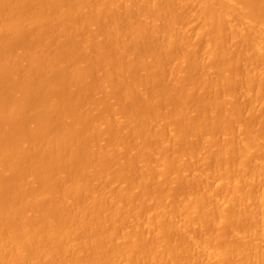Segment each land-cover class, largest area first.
Segmentation results:
<instances>
[{"label":"bare ground","instance_id":"obj_1","mask_svg":"<svg viewBox=\"0 0 264 264\" xmlns=\"http://www.w3.org/2000/svg\"><path fill=\"white\" fill-rule=\"evenodd\" d=\"M34 1L35 0H0V39L11 38V36L16 35V34L18 35V32H21L23 30H28V31L31 30L32 34L34 32L32 29L40 31L39 32L40 34H38L37 32L36 33L34 32L35 35L37 34L40 37V35L43 34L41 36H45V37H44V40H43V37H40L39 39H42V41H39L38 43L40 44L37 43L38 45H36L35 47H38V49L41 52L44 51V53H46L45 56L49 54L51 55V58L48 56L49 57L48 61L51 60L50 63L53 64L52 70L56 72L57 70H69L71 68H74V66H76L75 65L76 63H74L75 61L72 58L73 52H71V49H69V47L64 48V49L62 48L63 50H61L60 47L61 46L64 47L66 44H67L66 47L70 45V48H73L72 46H76V47L78 46L77 48L79 49L74 47L76 49V52H80L79 50L81 49L83 53L82 52L80 53H82L83 55L84 54L87 55V53L91 54L92 45L94 46L95 44V40H94L95 37L92 35L94 37L93 39L92 37L90 38L89 35H86L87 33L84 32V30L86 31L87 29L86 26H90L91 24H94L96 22L98 23L99 20H97L96 17H102V19L106 21L108 17L109 19L111 18L112 13L113 15H115L114 13H116L115 20L112 21L109 25L107 24L108 29L105 30L106 31L105 34L107 32L109 33L106 34L108 36L105 35L106 37L104 36V38H106V41H107L108 37H110L112 34L119 35V41L114 44L116 45V47L113 46L112 48L113 51H116L115 52L116 54L114 52L112 53V55L114 54L112 58L115 59V55H116V58L118 59V57H120L123 53L127 57L126 58L127 62L129 63V61H131V63L127 65L124 64V67L123 65H120V64H119L120 67H117V65L112 64L113 65V66L111 65L112 70L115 72L114 75H116V78L119 81V83L117 84L119 85L123 84L125 83L126 80L127 81L130 80L131 82V85L128 88H125L121 92L122 93L121 95H123L126 98L130 96L131 94L133 96V92L134 93L136 92L139 95L141 94L143 98V102H145V104L147 105L152 103L154 99L156 98V96L158 95L160 97H166V98H168L171 95L172 90H173V85L176 84L181 78L183 77H184L183 79L186 78L185 77L186 74L183 77L180 76L183 74L181 73L182 72L181 67L184 64L188 63L187 66H189V68L191 65L193 67L191 68L194 69V71L197 70L195 69L194 65L197 68L196 63L198 62L199 59H196L197 58L196 56H195L196 58L193 56L195 59L194 58L192 59L191 55H188L189 54L188 51L190 50L189 49L190 45H189L188 40L192 38V37L190 38L191 36L190 32L191 33L193 32L194 35L192 34V36L196 40L197 39L199 40L201 37L203 38L205 37V38H208L207 39L208 41L210 39H213L214 41L210 40V41H213V43H216L215 41L218 38H219L218 39L219 42L222 41V39L220 40L221 37L225 39L226 36H228L229 38L230 34L232 36H239V37L240 36L255 37V35L257 36L258 34L260 35V37L259 36L257 37L259 38L264 37V0H42V1L36 0L37 2L41 1V3H38V5H35ZM188 9L189 11H187ZM128 14H130L131 16L127 17ZM93 18H94V21H93ZM188 18H191V20L194 19L193 21H195V24L199 23V26L197 25L195 26L194 24V28L196 27L195 30H193L192 27H188V25H185L186 24L185 21ZM88 21H91L94 23H90ZM237 22L238 24H240V26H238ZM123 25H125V27ZM188 28H191L193 31L191 29L189 30ZM55 29L60 30V31H62L63 29L65 30L62 31L61 34L58 33L59 35H61L59 36L56 34L57 30ZM66 29L67 31H69L68 33H66L67 32ZM63 32H64V36L62 35ZM71 32L75 34L79 33V36L82 39L84 38L85 40H86L85 36H87L88 39L86 41L84 39L81 40L79 36L76 37ZM23 33L24 32H22V34ZM30 34L27 36H30ZM53 34H56V35H53ZM66 34L72 35L70 36V38L71 37L73 38L67 39ZM74 37H76V39ZM77 38H80V41H83L81 42V45L78 44L80 43V41L79 42L77 41L78 43L76 42ZM111 38L109 40H111ZM73 39H75V42L78 45L74 44ZM228 40H225V41H228ZM249 40H252V39H248V42ZM66 41L69 43V45ZM70 41L74 45H71ZM186 41H188V45ZM225 41H223V43H225ZM231 41L232 40L230 39L229 43ZM246 43L247 41L245 42V44ZM216 44L214 45L216 47H213L212 46L213 44L212 45L208 43L207 45L204 44L206 45V50H207L206 57L208 58V59L206 58L205 59L206 61L210 59L211 61H217V62L221 60V64H222L223 62H225L224 61L225 58H228L229 60V55L232 54L231 51L229 50H231L232 48L231 49L227 48L225 45H222V43L219 47H217L218 45ZM249 44H250L249 46H248V43L246 44L247 45L246 48L244 47V45L243 46L240 45L241 48L239 47L240 49H238L237 53L235 54L237 57H240L238 60H240L241 57L245 59L244 56L246 57L249 54L251 55L254 54V56L256 57L257 56L260 57L264 55V40L263 39L258 42H251ZM34 45H33V48H35ZM129 46H132V47H130L129 49L128 48ZM136 46H139V48L141 46L142 48H145L144 50H147V51L152 52V50H154L156 52L159 51L160 53L165 52L169 49H174V48H180L182 51L184 49L186 50L189 49L188 51H186L188 58L185 57L186 53H184L185 54L184 57L186 58L184 59L183 53L181 52L182 56L178 57V60L180 58V61L176 59L178 63H174L175 62L174 61L171 64L166 58L164 59L161 57L160 58L157 57L155 53L157 58L156 57L153 58L151 57V55L149 56L151 61L149 65L150 67L148 68L147 64L149 63L148 62L145 63L146 61H148L147 60L148 58L146 57L147 55H145V57H143L142 60L141 59L140 60L142 63L146 64V65L145 64L143 65H145L147 69L144 68L145 70L143 72V69L140 68L139 71L143 72V73L141 72L143 76L140 75L139 77V74H140V73L138 74L139 71L136 68L135 70L132 69L133 68L132 65L135 64L132 61L135 59V58L132 59L134 56L132 52L137 49ZM187 46H188V49H187ZM133 47L135 48L134 50H133ZM38 49L35 48L33 51H36ZM57 49H59L61 52L57 53L58 52ZM236 49L237 48H235V50ZM48 50H50L51 52L49 53ZM128 50L129 52L130 50L132 51L130 52L129 55H128L129 53ZM125 51L126 53L127 52L128 53L127 54L124 53ZM202 52L204 55L205 52L204 51ZM38 53L39 51L37 53L32 52V54L30 53L31 55L29 54V52H28L29 55L27 54V52L26 54L25 53L24 54L30 57L33 56L32 58H34L35 55H37L36 56L37 58L38 56H40L39 58L40 60L41 55H43L44 53L43 52H42L43 54L42 53L38 54ZM45 56L44 57L42 56V57L46 59ZM162 56H163V53H162ZM138 57L140 58V56ZM189 57H191V59ZM26 59L30 60L31 58L29 59L26 57ZM243 59H241V63L244 62L242 61ZM230 60L232 59L230 58ZM42 62L44 63L45 61H43L42 59ZM17 63H14L13 65L15 64L17 65ZM33 63H34V60H33ZM29 64L28 66H30ZM259 64L260 63H258L257 68L258 66L263 67ZM39 65L41 69L45 68L44 72H46L45 66L47 65L43 66L41 65V62L39 63ZM84 65L85 63L79 66L85 67ZM187 66H185L186 68L185 67L184 68L187 69V71H190L191 68L189 69L187 68ZM244 66L247 67L246 64ZM255 67L256 65L254 64L252 65V68L250 66L252 71L251 69H249L250 71L248 70V73L246 69H248L249 66L248 68H245V70L242 69L246 71L247 73V74L244 73L245 75H243L242 77H244V79H246L247 81L252 80L254 77L256 78L258 77L260 80L264 81V68L260 69L263 71H260L259 69H255ZM200 68H201V64H200ZM21 69L23 68L21 67ZM24 69L26 70V68ZM41 69L40 70L38 69V70L41 71ZM75 69H73V71ZM79 69H82V68L80 67ZM179 69L181 72L179 71ZM52 70H49V71H52ZM132 71L134 72L136 71L138 75L135 73L136 77L133 76L134 72ZM165 71L169 73V77H168L169 79L167 78L168 80L166 81V78L164 76L166 82L162 84L163 86H158L159 78L161 79V77H163L164 74L166 75ZM131 72L133 75H130ZM174 73L175 75L177 73L176 77L178 78L180 77V79H177L176 77L174 78L173 77ZM226 74L227 73L225 74L222 73V75H219L220 77L219 76H216V77L222 82H224V80L228 78ZM102 75L101 77H103ZM190 75H191V72H190ZM137 76L139 77V79ZM238 76H236L237 79H238ZM49 77L51 76L49 75ZM189 77L190 76L187 75V78ZM205 79L207 78H204V80ZM230 79L231 77H229V80ZM42 80H40V82ZM127 81H126V84H127ZM206 81L209 82L211 80H206ZM254 81H256L255 78L253 79V81L251 82L248 81L247 84L245 83V86H242V87L245 88L246 86H248L249 88L250 85L248 84ZM258 81L259 80H257V82ZM5 83L3 82L1 83V85ZM105 83L106 82H104V84H100V85L98 84L99 85L98 87L101 90L100 97L103 96L107 100L106 96L108 95V93L105 91L107 89L108 84H105ZM63 84L62 86H64ZM241 85H243V83H241ZM58 86H61V85H58ZM202 86L205 88L206 85L204 86V84L202 83ZM255 86L256 85L254 84L253 86L254 90L256 89ZM257 86L258 88H260L259 86L261 85H259L258 83ZM38 87L39 86H36L35 89ZM197 87L195 86V89L191 87L190 89L188 87L189 88L188 91L187 89L185 90V95L187 91L188 94L197 95V97H199L200 95L198 96V94H201V89L199 87H198L199 89H197ZM253 87L251 85L250 89L252 90ZM56 88L58 87L56 86ZM56 88L54 87V90ZM116 88L117 87H115V89ZM206 88L204 90H206ZM248 88H246V90L243 89V92H240L241 94L239 93L240 97L244 96L248 92L250 93L253 92L252 94L257 93L256 95H260V93H262V96H264V93L262 91L263 89L259 91L257 88L255 92L254 90L251 91ZM52 89H53V84H52ZM76 90H77V87H76ZM56 91H59V90L57 89ZM75 91L74 93L70 92L68 94L67 92H65V94L61 93L59 95L58 94L50 95V93L48 92L50 96H46V97H44L45 93L43 92L44 94L42 93L43 96H40L39 98L40 100L36 98L38 101H34L35 99L32 100V98L28 100L26 99L22 100L20 96L19 98L20 102L18 101L20 104L15 103L14 99L13 101L11 99L12 102L11 101L4 102L3 100H0L2 103V104L0 103V123L5 124V126L2 125L4 128V127H7L10 120H12L13 118L14 119L17 118L18 116L25 117L27 115H30V116L37 117L38 115L41 116L43 112H46L48 110L49 111H51L52 109L62 110V109H65L66 107L68 108L69 105H73V103L79 101V99L81 100V98H83L84 96L85 97L92 96L94 98L93 94L95 92H93L92 95L90 94L91 92L89 94L86 93L84 95L83 93H81L84 90H81L80 93L78 91L77 92ZM206 91H208V89ZM244 91L246 92L244 93ZM103 92L107 93V95L104 96ZM247 95H249V93ZM256 95L254 94V97L252 98H255ZM262 96H258V97L256 96L257 99L255 98L256 99L255 102L257 100L259 101V99L261 100L260 103L262 105L257 101L261 105V106L257 105L259 107L258 108L259 111H264L262 110V107L264 109V99H263L264 97ZM41 97L43 98L41 99ZM247 97H243V98H247ZM204 98H205V95L203 96V99ZM222 98H225V95ZM205 99H207V96ZM226 99L227 98H225V100ZM86 100L89 101L90 99L86 98ZM82 101L84 102V100ZM88 101L86 102L88 103ZM104 101L105 100H103V104L108 103L107 101L104 103ZM207 101L211 103V100L207 99ZM252 101H250V103H252ZM198 102H199V105L201 103L204 104L202 99L201 100L199 99ZM216 102L217 101L214 100L212 104ZM85 103L84 105H86ZM207 105H209V108H210L211 104L207 103ZM207 105L206 106L200 105L195 108H192V110H190V108H187V109L173 108V110L170 109L169 111L166 109L167 111L166 112L163 111L162 112L163 114H160L161 111L160 113L158 111L156 112L150 107L145 110L140 105L139 107L143 111L141 109L140 111L139 108H137L138 111L136 110L137 112L136 113L134 112L132 117L127 119L125 122L124 121L116 122L113 119H111L112 117H110L109 116L110 114H109L108 115L109 118H107L106 116L105 120H103L100 124L95 122L96 119L94 120L93 118L92 119L90 118L91 120L90 121L87 118V120L83 119V122H84V123L82 122L83 125H79V123L77 122L79 126L77 125L76 127L74 125L75 129L73 128L72 126L73 124L71 123L72 124L71 126L73 129L71 127H69L70 129L68 128L65 129L64 127L63 129L65 130L61 129L60 131H58V128H55L58 126V123L61 122L60 120H58V123L56 124L57 126L55 125L54 127V129H56L58 132L52 133V134H49L51 132H48V134L46 132H45L46 134L42 132L41 133L36 132L37 131L36 126H38L37 125L38 123L35 125V127L32 125V128L30 127L31 125L29 123L30 126L27 125V128L29 131L32 130L31 131L32 133L28 131V135L21 136V138H18V139L13 138V139H8V140L7 139L0 140V264H264V159L262 158L263 159L262 161H258V160L256 161V159H260L257 156L264 157V154H262L264 153V117L261 118L262 121L260 120V118H259L260 120L259 122L257 120L259 124L257 125L258 129L256 128V126L255 127L254 125L252 126L256 129V131L255 129H252V127H247V126L244 127V125H242V128H241V125H240L239 128L241 129H243V127L244 128L247 127L246 133L244 131V135H247L250 137L246 138L245 136L244 137L245 139H244L243 138L244 135H243L242 136L243 139H242L241 136L239 137L240 134L237 135L238 136L237 138H240V141L239 139H237V141L234 140L236 144L238 141L239 143L237 144V147L235 146L236 144H232V146H234L235 149L231 148V150H233L231 151V153L233 155L237 153V156H239L240 159L239 160L236 159L238 160V162L233 163L231 160H235V156L232 159L233 155L231 156L230 151H228L229 149L228 146L221 147L219 145L221 148L219 146L215 147L216 145H218L217 141H216L215 146L212 144L208 145V142L214 143L215 139H217L216 137H221V136H218L219 134L217 132L216 133L218 135H215L216 133H214V128L216 124H218L216 123L219 117V116L217 117V115H219L220 112L218 111L219 114L214 115V113L217 112V110H215L216 107L214 108L213 110L214 112H213L211 111L213 109L212 107L213 105L211 106V109H207ZM250 106H252V104ZM102 107L104 108V106ZM69 108H71V106H69ZM82 110L83 109H81L80 111ZM62 111L64 112V110ZM89 111L90 110L86 109L82 112L85 114H88L90 113ZM206 111L207 112L210 111L209 114H206ZM58 113L60 114V112ZM72 113L74 114V112ZM81 113H79V115ZM55 115L53 114L54 117ZM66 115H69V113H66ZM112 115H115V114L112 113L111 116ZM158 115L159 116L162 115V117L159 120L157 118L159 117ZM200 115L203 116L202 117L203 121L202 123L195 125L197 123L195 122L196 120L195 118H198V116ZM85 117L86 116L84 115L83 118ZM184 117L185 118L187 117V120H183ZM219 118L221 119L218 120L219 122V124L217 125L218 127L221 124L220 121L222 122V119H223L222 117H219ZM56 120L57 119H55V121ZM75 120L74 119L72 120L74 121V124H75ZM165 120H171L169 121L170 124L173 122L175 123L174 125H172L174 128L170 129V133H171L170 136L172 135V137L168 136L169 134L165 135L166 137L168 136V139L169 137L172 138L173 142L170 140L171 143L169 142L170 143L169 145H171L172 143L178 144V141L180 145L181 144L183 145L186 143L187 139L189 140L190 138L195 137L196 132H198L199 134L201 131L203 132L202 129H205L204 130L205 132L206 129L210 128L208 130L209 131L213 130V131L211 132L207 131V133L208 134L212 133V134H209L211 136L213 134L215 135L214 137H212L213 140L211 139V136L209 137V135H208L209 138L207 136H203L205 135V133H202V132H201L202 135L200 134L201 137L200 135L199 136L196 135L199 139H201V141H204L206 139L204 141L205 143L204 142L203 143L204 144L207 143L206 145H208V148L206 146V148L201 149V151L203 150V152H201L200 154H199L200 152L199 149L202 147H205V145L203 144H202L203 146H201V143H200L201 147L199 146V148H196L198 149L197 151H199L197 154L194 153L196 155L194 154L192 155V153L194 152V149L193 151L187 150L186 153H185L186 150L184 151L182 150V148H181L182 152L178 150L179 152H181V154L183 152L185 153V158L187 157L188 152H190L191 154V155L189 154L190 158L189 157H188L189 159L186 158L187 159V160L185 159L186 161H189V160L193 161L191 156L196 157L199 155L201 156L199 157L201 161L198 160L200 161L199 163L204 161L205 164L207 165L208 169L204 168L205 171L207 170L206 173L205 171L202 170V167L204 166L203 163L200 164V167L203 165L201 168L198 166L202 171H200L199 169V171L196 172L198 169H196L197 167L195 168L194 166L196 173L192 172L191 175H187V177L189 176L191 177L188 179L191 180L193 178L192 180L194 182V179L195 181L196 179L201 181L202 180L201 177H203L204 178L203 181L205 182L206 180H208L207 177L209 173L212 174L213 176H215L214 173H217L219 175L218 171H222L221 170L223 168L222 166H224L223 168L224 171L222 173V175L224 176L226 175V173L228 174L230 173L229 171L227 172V170H229V167H230V170L232 167L234 168V165H235V169L238 170L239 174L236 172V170H234L238 175L236 176L226 175L229 177H226L223 179L224 176L222 177L221 172H220L219 176H221L222 178L217 176L218 178H220L219 180L217 179L218 180L217 182H215L216 176L214 177L215 181L212 179L211 180L209 179V181H211L212 184L213 182H215L214 185H211L213 187L210 186L211 183L209 184L206 182L207 184L205 183L204 185V182H203V184L201 185L203 186L202 194L199 193L198 191L194 193L196 195H193L191 193L193 191H191L190 193L192 195L190 196V194L187 193L186 198L181 199L183 201L181 202V204H178L180 203V201L177 202L179 207L177 206V204L172 203V205L175 204L177 208L175 206H171L170 204V206L168 207H170V209L174 208V209H171L172 211L169 210L168 207H164L165 209H162L161 204H164V203L166 204L170 200V199L167 200L169 196L166 197L167 195H169L168 194L169 192H167L168 189H170L171 191V188L173 187L172 184L177 185L176 183L179 184V182H181L180 181L182 179V174H180L181 172L176 173L175 171L179 168L178 165L184 159V158H181V156H176L171 153L169 155L168 154L166 155L162 151L161 147L155 146L157 150L156 152L158 153L157 154L155 150L153 149L154 147L150 146L147 143V140L152 139V137L149 139L148 137L150 136L148 135H155L157 133L159 137H162V138L165 137L162 134H161L162 136L160 135L161 133L160 128L162 126L164 128V125L161 126V124L164 123ZM85 122H88V123H85ZM60 125L61 126H58V127L63 126L61 123ZM165 125H168V124L166 123ZM249 128L254 130L253 131L255 132L254 135L249 130ZM4 129H7V128H4ZM105 130H109V131L111 130L110 131L111 136H109L111 137L110 139L111 145L104 148V146L102 147L101 140L106 135ZM125 131L133 132V134L134 133L136 134V135L134 134L135 136L133 137V138L136 137L135 141L134 143H132V144H135L134 146L135 148H132V149L130 148L131 151L135 152V155H134V152H132L134 155V159L132 160H135V161H130V162L131 163L136 162L137 164L140 165L143 161H146L152 156H155L156 157L155 163L148 164L147 162H145L146 164L143 163V165H141V169L138 170L139 172L135 171L133 173L131 172L130 169H128V167H127L128 170L125 168L126 167L124 163L125 161H123L121 166H123V168L127 170V173L125 172V170L117 171V168L120 166L121 162L118 163V167L115 168L114 167L116 166L115 163H117L118 160H114L113 156H115L117 153L119 154L120 152L119 150L123 146L122 144H124L123 141L121 140V136L122 134L124 135ZM242 131L240 130L239 133H242ZM8 132L9 131L7 130L6 133ZM218 132H221L220 129ZM25 133L27 134V132ZM249 133H251V135H249ZM157 134L154 137H158ZM222 135L224 134L222 133ZM202 138L204 140H202ZM225 138L226 137L220 138V139L223 141V139ZM120 140L122 141V144H120L121 143ZM182 140L185 141V143L184 142L182 143ZM221 140H219V142ZM222 141L220 143H222ZM161 143L163 144V141ZM124 145L126 146L128 145V143ZM163 146L167 147L165 146V143L163 144ZM174 146L176 147L177 145H173L172 147ZM212 146H214V148ZM169 147L171 148V146ZM175 147L173 148L174 150H175ZM196 149H195V152H196ZM255 152H257L258 154ZM151 153L152 154L156 153V154L152 155ZM251 153H253L252 154L253 156L255 154L257 155H255V157H252L250 155ZM150 154H151V157H148ZM183 154H182V157H184ZM82 156L85 159H83ZM96 156L100 157L101 160L102 159L104 160L105 158L107 159L104 160L105 162H103V160L102 162H100L98 158H96ZM104 156H107V157L104 158ZM78 157L83 159V162L82 161L81 162L84 163L85 161V164L81 163L82 166L78 164L79 163ZM91 157H94L96 160H94V158H91ZM109 157H112V160L116 162L114 163L112 160H110ZM229 157L231 158V160H228ZM76 158L78 159V161L76 160ZM196 158L199 159L198 157ZM107 160H109V162ZM185 160H183V162H185ZM216 160L217 161L223 160L225 165L223 164V162H221L222 166H220L219 165L220 161L217 162ZM111 161L114 165H112ZM198 161L193 162V164L195 163L199 164ZM209 161L211 162L215 161L216 165L215 163L210 164ZM227 161L228 162L231 161V162L227 163ZM207 162L208 164H210L211 167H214L213 165H215L218 171L215 169V167L214 169L212 168L210 170L211 167L208 166ZM74 163L78 165L79 169L77 168V165ZM232 163H233V166L231 167L230 164ZM75 166L77 170H75L72 173V171H70L72 170L71 167L75 168ZM175 166L176 168H173ZM67 167L70 169L67 170L66 169ZM113 167L115 168L116 173L112 171ZM172 168L176 170L173 171ZM119 169H122V168H119ZM171 170L173 173L171 172ZM212 170L214 171L216 170V171L213 173ZM26 171L27 172L29 171L28 172L29 174L26 175L27 178L26 176L25 177L22 176L26 173ZM67 171L68 172L70 171L71 173L70 172L68 173ZM169 171L170 173H172L171 174L172 178L169 176V173H168ZM174 172L176 174H174ZM202 172H204L205 174H202ZM224 172L226 173L224 174ZM127 174L128 175L131 174V176L133 177L130 178L129 176H127L128 178H130V181H128L129 183H127L126 185L120 186L122 182H119L120 181L119 177L122 178ZM212 175H211V178H213ZM170 179H172V181H170ZM51 181L55 182L56 185L60 183V185L52 187L50 184H52L53 182ZM113 181H117L119 184V185H117V183L114 184L116 185V187L114 186L115 188L112 187V184L114 183ZM251 183L252 184L257 183L256 186H258L259 184V186L261 187L259 186L256 187L254 184L252 185ZM244 184H247V186ZM168 185L170 186L169 188H168ZM241 185H243L244 188L247 187L245 188L247 190L242 191L244 188L241 187ZM34 186H37V187L34 188ZM180 186H181V183H180ZM180 186L178 185L179 187L178 190L181 188ZM165 187L166 189L167 188L168 189L166 190ZM214 187H217L216 189L220 188V190L222 187L225 188V191L222 188L224 193L225 192L228 193L229 189H231V191L229 190L228 194L226 193L221 194L222 196L220 197L219 194H217L218 196L216 195L217 192L215 191L216 189ZM237 187L240 188L241 191L238 190ZM255 187L257 188L256 190H255ZM258 188L260 189L258 190ZM253 189L255 191H253ZM164 190L166 191V195H165ZM175 190H176V187H175ZM155 191H157L156 194H155ZM133 192L134 193L136 192V193L134 194ZM152 192L155 195H151ZM176 194H179V193H176ZM197 194H200L201 196L200 195L197 196ZM132 195L133 197L136 195L137 197L139 196L136 202H132L133 200L130 199ZM203 197H205L204 201L208 203L206 204H204L205 202L203 203ZM147 198H149L151 201L155 202L156 204L161 205L160 206L161 209H156L154 211H150V210L148 211L149 207L146 210L137 209L138 207L136 208V206L140 205L141 202H142V206L145 205L144 203ZM205 199H207L208 201ZM137 202L139 203L136 205ZM133 203L135 204L134 208H133V205H134ZM150 205H152V203ZM173 210H177V211H173ZM245 220L246 222L247 221L248 222L247 223L245 222L244 225H237V224H240L241 222L243 224ZM221 225L223 228L219 227ZM235 225L236 227L239 226L241 228L245 226L246 228L245 229L242 228L240 230V228H236ZM246 225L248 226V228ZM206 226L209 232L208 231L206 232V229H204L206 228ZM214 226H217L215 227L216 229H213ZM228 226L230 227L229 229H228ZM190 227L199 228L201 231L205 230L206 233L200 232L199 230L200 234H202L201 236L199 237L192 236L190 234L191 232L190 233L187 232V230L190 229ZM224 227H226L227 230L224 229ZM221 228L224 230L222 231ZM170 233L172 234L170 235ZM173 233H176V235L178 234L180 239L177 236V240L171 243L170 242L171 239L170 241L168 239L170 236L171 237L176 236V235H173ZM182 234L185 235L187 239L184 236H181ZM149 236L151 238L153 237L152 239H150L151 240L150 242L154 240L153 241L154 243L152 244L150 242L145 243L148 245L143 246L144 242L142 243L141 240L143 239L145 240V238H148ZM174 238L176 239V237ZM230 238L232 239V241L229 240ZM228 240L230 242H228ZM184 256H185L184 258L185 261H183L184 259H182Z\"/></svg>","mask_w":264,"mask_h":264},{"label":"rangeland","instance_id":"obj_2","mask_svg":"<svg viewBox=\"0 0 264 264\" xmlns=\"http://www.w3.org/2000/svg\"><path fill=\"white\" fill-rule=\"evenodd\" d=\"M36 1V0H35ZM34 1V3H35V5H38V3H41V1H36L37 2V4H36V2ZM187 11H189V9L187 10ZM190 11H191V9H190ZM115 15H116V13H114ZM115 15H113V13H112V16H111V18L109 19V17H108V19L106 20V21H104L103 19H102V17H96V19L97 20H99L98 21V23L96 22V23H94V22H91V21H88V22H90V23H94V24H91L92 25V27H94V28H92L91 27V25L90 26H86L87 27V29H86V31L84 30V32L85 33H87L86 35H89L90 36V38L92 37L93 39H94V37H95V44H94V46L92 45V48H91V54H89V53H87V55L86 54H82L83 53V51H81V49L79 50L80 52H82V53H80V52H76V49L74 48V47H76V46H72L73 48H70V45H69V43H68V45L69 46H67L66 47V45L63 47V46H61L60 47V49L61 50H63L64 48H68L69 47V49H71V52H73L72 53V58L74 59V63H76L75 65L76 66H74V68H71V69H69L70 70V72H69V70H57V72L56 71H53L52 70V66H53V64H51L50 63V61L51 60H49L48 61V59H49V57L51 58V55L49 54V55H47V56H45V54L46 53H44V51H40L39 49H38V47H35L36 45H38V44H40V43H38L39 41H42V39H39L40 37H43V40H44V37L45 36H41V35H43V34H41L40 35V37H39V35H35V33L37 32L38 34H40L39 32L40 31H37V30H35V29H32L34 32H33V34L31 33L32 31L31 30H23V31H21V32H18V35L16 34V35H13V36H11V38H3V39H0V100H3L4 102H6V101H11V99H12V101H13V99H14V102L15 103H19L20 101H19V98H20V96H21V98H22V100H24V99H26V100H28V99H31L32 98V100L33 99H35L34 101H38L36 98H40V96H43V94H44V97H46V96H50L51 94L53 95V94H61V93H63V94H65V92H67L68 94L70 93V92H73L74 93V91L76 90V87H77V90L75 91V92H81V90H84V91H82L81 93H83L84 95L86 94V93H90L91 95L93 94V92H95L93 95H94V98L91 96V97H85V99H84V97L83 98H81V100L79 99V101H77V102H75V103H73V105H69V106H71V108H69V106H68V108L66 107L65 109H62V110H64V112L61 110V109H52L51 111H46V112H43L42 114H41V116H30V115H27V116H18L17 118H13L12 120H10V122H9V124L7 125V127H4V128H7V129H4L3 128V126L2 125H4L5 126V124H3V123H0L1 125H0V140H2V139H4V140H8V139H18V138H21V136H25V135H28V128H27V125L28 126H30L31 128H32V125L35 127V125L37 124L38 126H36V132H39V133H44V134H48V132H51V133H49V134H52V133H56V132H58V131H60L61 129H63L64 127H65V129H70L69 127H71L72 128V126H73V128L75 129V126L77 127V125H78V123H79V125H83V119L84 120H87V118L90 120V118L92 119H96L95 120V122L96 123H98V124H100L103 120H105V118H106V116H107V118H109V116L110 117H112L111 119H113L114 121H116V122H121V121H126L127 119H129L130 117H132V115L134 114V112L136 113L137 111H138V109L137 108H139V110L141 109L139 106L141 105V107L142 108H144L145 110L147 109V108H152L153 110H155L156 112L158 111L159 113H160V111H161V113L160 114H163L162 112L164 111V112H166L167 110L169 111L170 109H172L173 110V108H181V109H187V108H190V110H192V108H195V107H197V106H200V105H207V103H209V104H211V106L213 107V109L211 110V111H213L214 110V108L216 107V109L215 110H217V112L216 113H214V115L216 114H219L218 113V111L220 112V114L219 115H217V117L219 116V117H222L223 119H222V122L220 121V126L218 127L217 125L219 124V122H218V120L219 119H221V118H219L218 117V119H217V122L216 123H218V124H216V126H215V128H214V133H216L215 135H218V136H221V137H216L217 139H219V140H221L220 138H224V137H226L225 139H223V141H222V143H220L219 142V140H217V139H215V141H214V143H209L208 142V145H216V141H217V143H218V145H216L215 147H217V146H221V147H223V146H228L229 147V149H228V151H230V153H231V151H233V150H231V148L233 149L234 148V146H232V144H236V142L235 141H237V139H239V141H240V138H237L238 136L237 135H239V137L241 136V138H242V136L244 135V131H245V133H246V128L247 127H252L253 125H254V127L256 126V128L258 129V126L257 125H259L258 124V122L261 120V118H263L264 116V111H259V107L257 106V105H259V106H261L262 104L260 103V99H259V103L261 104H259L257 101L255 102V100L257 99V97L258 96H262V93H260V95H256L257 93H254L256 96H255V98H252V97H254V94H252V93H250V92H248L249 93V95H247V94H245L244 96H242V97H240V95H239V93L240 92H243V89H245L246 90V88H248V86H246L245 88L244 87H242V86H245V83H246V79H244V77H242L243 75H245V74H247L248 73V70L249 69H251L252 68V65L254 64V65H256V67H255V69H262V68H264V55H262V56H254V54L253 55H251V54H249V55H247L246 57L244 56V58L245 59H243V57H241V59H243L242 61H244L243 63H241V59L240 60H238L240 57H237L235 54L237 53V51H238V49H240L241 48V46L240 45H244V47L246 48L247 47V43H248V46L250 45L249 43H251V42H258V41H260V40H264V37H261V38H259L260 37V35H258L257 34V36H259V37H257L256 35H255V37H253V36H251V37H245V36H232L230 33V39L233 41H231L230 43L232 44H230L229 43V38H228V36H226V38L224 39L223 37H221L220 38V40L222 39V41H220L221 43H222V45H225L227 48H232L231 50H229V51H231V55H229V60H228V58H225L224 59V61L225 62H223L222 64H221V60L220 61H211L210 59L209 60H207L206 61V59H208L207 57H206V55H207V50H206V45H207V43L208 44H213L212 46L213 47H216V46H214L216 43V45H218L217 47H219L220 45H221V43L219 42V38L215 41L216 43H213V39H210V40H213V41H208L207 39L208 38H203V37H201L199 40L197 39H195V38H193V36H192V34H193V32L191 33L190 32V38L191 39H189L188 41H189V49H188V46H187V49L190 51H188V50H186V49H184L183 51L180 49V48H174V49H169V50H167V51H165V52H162L163 53V56H162V53H160L159 51L158 52H156V51H154V50H152V52L151 51H147V50H144L145 48H142L141 46H140V48H139V46H136L137 47V49L136 50H134L135 48L133 47V52L131 51L132 50V48H131V50H130V52H132L133 54H134V56H133V58L132 59H134V60H132L133 61V63H135V64H133L132 65V69L133 70H135V68L139 71L140 70V68H142L143 69V72H144V70L145 69H147V67L145 66L146 64L145 63H149V64H147V66H148V68L150 67L149 65H150V55H151V57H153V58H155L156 57V55H157V57H161V58H166L171 64L174 62V63H178L177 62V60H178V57H181L182 55H181V52L183 53V57H184V53H186V51H188V55H191V57H192V59L195 57L196 59H199L198 60V64L196 63V65H197V68H196V66L194 65V67H195V69H197V70H195L194 71V69H192L193 67L190 65V68H191V70L190 71H187V69H185L186 67L185 66H187V64L188 63H186V64H184L180 69L182 70V72L180 71V69H179V71L181 72V73H183L182 75H180L181 77H183V76H185V74H186V78L185 79H183V78H181L180 79V77L178 78V77H176V75H177V73H178V71H177V73H176V75H175V73H174V78L176 77L177 79H180L176 84H174L173 85V90H172V93H171V95L168 97V98H166V97H160L159 95L158 96H156V98L154 99V101L152 102V103H150L149 105H147V104H145V102H143V98H142V96H141V94L139 95L138 93H134L133 92V96H132V94L130 95V96H128V97H124L123 95H121L122 93V91L125 89V88H128L130 85H131V82H130V80H126L127 81V84H126V81H125V83H123V84H120L121 85V87H120V85L119 84H117V83H119V81L117 80V78H116V75H114V71L112 70V66L115 64V65H117V67H120V65H123V67H124V64H129V63H131V61H129V63L127 62V57H126V55L125 54H123L122 53V55L120 56V57H118V59L116 58V55H115V59H113L112 57H113V55H112V53L114 52H116V51H113V46H115L116 47V45H114L115 43H117L118 41H119V35H109L110 37H108V40L106 41V38H104V36L106 35V34H108L109 32H107L106 34H105V30L106 29H108V25L112 22V21H114L115 20V18H116V16ZM129 15V16H128ZM127 15V17H130L131 15L130 14H128ZM190 19V20H189ZM193 19V18H192ZM97 20H95V21H97ZM194 20V19H193ZM193 20H191V18H188L185 22H186V24L185 25H188V27H192V29L193 30H195L196 29V27L194 28V24H195V21H193ZM93 21H94V18H93ZM103 21V22H102ZM189 21V22H188ZM190 21H191V23H190ZM184 22V23H185ZM194 22V23H193ZM87 23V22H86ZM105 23V24H104ZM196 23H198V22H196ZM96 24V25H95ZM108 24V25H107ZM236 24V23H235ZM237 24H238V22H237ZM88 25V24H87ZM95 25V26H94ZM107 27H106V26ZM199 26V23L198 24H195V26ZM84 26V27H85ZM124 27H125V25H123ZM122 26V27H123ZM238 26H240V24H238ZM89 27V28H88ZM189 30L191 29V28H188ZM191 29V30H192ZM52 30H54V29H52ZM55 30H57V29H55ZM65 29H63L62 31H64ZM192 30V31H193ZM28 31V32H27ZM60 30H57L55 33L57 34V35H59V34H61V32L62 31H60ZM66 31H67V29H66ZM123 31V30H122ZM22 32H24L23 34H22ZM27 32V33H26ZM69 31H67L66 33H68ZM30 34V36H27V35H29ZM59 33V34H58ZM71 33H73V32H71ZM84 33V34H85ZM102 33V34H101ZM56 34H53V35H56ZM70 34V33H69ZM67 35L66 34V38L67 39H72L73 37H71L70 38V36H72V35ZM76 37H78L79 36V33H77V34H75V33H73ZM104 34V35H103ZM111 34V33H110ZM63 36H64V32H63V34H62ZM94 37H93V36ZM96 35V36H95ZM194 35V34H193ZM34 36H36V37H34ZM38 36V37H37ZM59 36H61V35H59ZM88 36V37H89ZM102 36V37H101ZM106 36H108V35H106ZM105 36V37H106ZM116 36V37H115ZM69 37V38H68ZM76 37H74L75 39H76ZM80 37V36H79ZM112 37V38H111ZM118 37V38H117ZM232 37V38H231ZM65 38V37H64ZM65 38V39H66ZM81 38V37H80ZM80 38H77V40H76V42L78 41H80ZM85 38H86V40L88 39L87 38V36H85ZM102 38V39H101ZM105 39V41H104V39ZM111 38V40H109ZM114 38H116V39H114ZM199 38V37H198ZM243 38H245V39H243ZM8 39V40H7ZM12 39V40H11ZM75 39H73V42H74V44H76V45H81V42H83V41H80V43H76L75 42ZM79 39V40H78ZM84 39V38H83ZM82 38H81V40H83ZM100 39V40H99ZM188 39V38H187ZM204 39V40H203ZM229 39V40H228ZM240 39H241V41H240ZM243 39V40H242ZM248 39H252V40H249V42H248ZM85 40V39H84ZM85 40V41H86ZM191 40V41H190ZM203 40V41H202ZM225 40H228V41H225ZM256 40V41H255ZM69 41V40H68ZM116 41V42H115ZM188 41H186L187 42V45H188ZM223 41H225V43H223ZM247 41V43L245 44V42ZM251 41V42H250ZM111 42H113V43H111ZM207 42V43H206ZM226 42H228V43H226ZM38 43V44H37ZM70 43H71V41H70ZM35 44V45H34ZM73 43H71V45H74ZM83 44V43H82ZM99 44V45H98ZM204 44H206V45H204ZM31 45H32V47H31ZM33 45H34V47L36 48V49H38V50H36L37 52L39 51V53L41 54H43V55H41V61L39 60V58H40V56H38V58L36 57L37 55H35L34 56V58H32L33 56H28L30 53L32 54V52L33 53H37L36 51H33L35 48H33ZM19 46V47H18ZM27 46V47H26ZM110 46V47H109ZM31 47V48H30ZM78 47V46H77ZM76 47V48H77ZM79 47H81V46H79ZM130 47H132V46H129L128 48L130 49ZM203 47H204V49H203ZM240 47V48H239ZM59 48V47H58ZM63 48V49H62ZM235 48H237L236 50H235ZM32 49V50H31ZM77 49H79V48H77ZM83 49V48H82ZM94 49V50H93ZM141 49V50H140ZM178 51H177V50ZM191 49H192V51H191ZM194 49V50H193ZM58 50V52L57 53H60L61 51L59 50V49H57ZM93 50V51H92ZM14 51V52H13ZM25 51V52H24ZM32 51V52H31ZM109 51V52H108ZM154 51V52H153ZM180 51V52H179ZM202 51H204L205 53H204V55H203V52ZM26 54V52H27V54H28V52H29V54L26 56L24 53ZM48 52L50 53L51 51L50 50H48ZM47 52V53H48ZM128 52H129V50H128ZM127 52V53H128ZM130 52L128 53V55L130 54ZM145 52V53H144ZM149 52V53H148ZM234 52V53H233ZM14 53V54H13ZM20 55H19V54ZM38 53V54H39ZM86 53V52H85ZM111 53V54H110ZM124 53H126V51L124 52ZM126 53V54H127ZM141 53V54H140ZM153 55H152V54ZM155 53H156V55H155ZM168 53V54H167ZM16 54V55H15ZM30 54V55H31ZM116 54V53H115ZM132 54V55H133ZM149 54V55H148ZM178 54V55H177ZM19 55V56H18ZM27 58H31L30 60H28V59H26V57ZM34 55V54H33ZM82 55V56H81ZM119 55V54H118ZM124 55V56H123ZM127 55V56H128ZM145 55H147L146 57L148 58L147 60L148 61H146L145 63H142L141 62V60H142V58L143 57H145ZM155 55V56H154ZM256 55V54H255ZM15 56H17V57H15ZM21 56H23V57H21ZM45 56L46 57V59L45 58H43V57ZM49 56V57H48ZM138 56H140V58L138 57ZM194 56V57H193ZM249 56V57H248ZM252 56V57H251ZM13 57H15V58H13ZM36 57V58H35ZM100 57H102V58H100ZM156 57V58H157ZM185 57H187L188 58V56H187V53H186V56ZM184 57V59H186ZM191 57H189L190 59H191ZM255 57V58H254ZM19 58H21V59H19ZM194 58V59H195ZM206 58V59H205ZM230 58L233 60H230ZM257 58V59H256ZM2 59V60H1ZM34 60V63H33V60ZM42 59H43V61H45L44 63L42 62ZM45 59V60H44ZM72 59V60H73ZM119 59H120V61H119ZM141 59V60H140ZM177 59V60H176ZM6 60V61H5ZM15 62H14V61ZM17 60V61H16ZM201 60V61H200ZM8 61V62H7ZM23 61V62H22ZM28 61H30V62H28ZM41 62V65H47V66H45L46 67V72H44V69L45 68H43V69H41L40 68V65H39V63ZM48 61V62H47ZM178 61H180V58H179V60ZM238 61V62H237ZM258 61V62H257ZM18 62V63H17ZM32 62V63H31ZM73 62V61H72ZM91 62V63H90ZM118 62V63H117ZM126 62V63H125ZM202 62V63H201ZM220 62V63H219ZM230 62V63H229ZM234 62V63H233ZM250 62H251V64H250ZM253 62V63H252ZM262 62V63H261ZM7 63H8V65H7ZM14 63H17V65L15 64V65H13ZM21 63V64H20ZM26 63V64H25ZM30 63V64H29ZM53 63V62H52ZM83 63H85V67H83V66H79V65H83ZM138 63H139V65H138ZM218 63H219V65H220V67H219V65H218ZM241 63V64H240ZM246 64V66L247 67H245L244 65ZM249 65H248V64ZM258 63H260L259 65H261V66H263V67H260V66H258V68H257V65H258ZM28 64L30 65V66H28ZM110 64V65H109ZM113 64V65H112ZM120 64V65H119ZM137 64V65H136ZM143 64H145V65H143ZM200 64H201V68H200ZM217 64V65H216ZM230 64V65H229ZM244 64V65H243ZM6 65V66H5ZM9 65H10V67H9ZM22 65V66H21ZM25 65V66H24ZM98 65H99V67H98ZM103 65V66H102ZM107 65H109V66H107ZM112 65V66H111ZM199 65V66H198ZM224 65V66H223ZM228 65V66H227ZM13 66V67H12ZM43 66H41V67H43ZM136 66V67H135ZM210 66H211V68H210ZM243 66H244V68H243ZM248 66H249V68H248ZM250 66H251V68H250ZM21 67L23 68V69H21ZM51 69H50V68ZM75 67H76V69H75ZM82 68V69H79V68ZM122 67V66H121ZM185 67V68H184ZM199 67V68H198ZM207 67H209V68H207ZM213 67V68H212ZM242 67V68H241ZM24 68H26V70L24 69ZM78 68V69H77ZM139 68V69H138ZM145 68V69H144ZM187 68H189V66H187ZM189 68V69H190ZM238 68V69H237ZM245 68H248V69H246V71H247V73H246V71H244L245 70ZM41 69V71H42V73H41V71H39V70ZM73 69H75L74 71H73ZM99 69V70H98ZM141 69V70H142ZM188 69V70H189ZM242 69H244V70H242ZM253 69H254V67H253ZM24 70H25V72H24ZM37 70V71H36ZM49 70H52V71H49ZM85 70V71H84ZM136 70V71H137ZM178 70V69H177ZM217 70V71H216ZM3 71V72H2ZM62 71H64V72H62ZM76 71V72H75ZM136 71L134 72V71H132V72H134L133 74H132V72L130 73V75H133V76H135L136 77ZM187 71V72H186ZM208 71H209V73H208ZM242 71H243V73H242ZM250 71V70H249ZM251 71H252V69H251ZM260 71H263V70H260ZM24 72V73H23ZM52 72H53V74H52ZM107 72V73H106ZM110 72H111V74H110ZM142 71H139L138 72V74H139V77H140V75H142L143 76V72L141 73ZM166 72V75L164 74L163 75V77H161V79L159 78V84H158V86H163L162 84H164L169 78V73H167V71H165ZM190 72H191V75H190ZM201 72V73H200ZM227 73L226 74V76L228 77L226 80H224V82H222L221 80H219L216 76H219V75H222V73L223 74H225V73ZM40 75H39V74ZM76 73V74H75ZM93 73V74H92ZM136 73V74H135ZM164 73V72H163ZM162 73V74H163ZM181 73H179V74H181ZM193 73V74H192ZM196 73V74H195ZM242 73V74H241ZM245 73V74H244ZM38 74V75H37ZM45 74V75H44ZM52 74V75H51ZM75 74V75H74ZM87 74V75H86ZM103 74V75H102ZM137 74V75H138ZM178 74V75H179ZM229 74V75H228ZM49 75L51 76V77H49ZM81 75V76H80ZM101 75L103 76V77H101ZM106 75V76H105ZM114 75V76H113ZM168 75V76H167ZM187 75L188 76H190L189 78H187ZM202 75V76H201ZM203 75H204V77H203ZM239 75V76H238ZM5 76V77H4ZM73 76H75V77H73ZM104 76H105V78H104ZM142 76H141V78H142ZM160 76H162V75H160ZM164 76H165V78H166V81H165V78H164ZM198 78H197V77ZM206 76V77H205ZM208 76V77H207ZM236 76H238V79H237V77ZM241 76V77H240ZM20 77V78H19ZM81 77V78H80ZM109 77V78H108ZM113 77V78H112ZM138 77V76H137ZM139 77H138V79H139ZM220 77V76H219ZM229 77H231V79L229 80ZM235 77H236V79H235ZM240 77V78H239ZM3 78V79H2ZM23 78V79H22ZM38 78H40V79H38ZM44 78V79H43ZM164 78V79H163ZM168 78V79H167ZM204 78H207V79H205L204 80ZM213 78V79H212ZM244 80H243V79ZM255 78V80L256 81H254V82H252V83H250L251 81H253V79ZM252 80H248V81H250L249 83L250 84H248V85H250L249 86V90H251L250 88H251V85H252V87L254 86V84L257 86V84L259 83V85H261V86H259L260 88H258V86L256 87L255 86V88L257 89L258 88V90L259 91H261L262 89V91H263V93H264V81L263 80H260L258 77V79L256 78V77H254ZM39 81H38V80ZM44 81H43V80ZM69 79V80H68ZM100 79V80H99ZM109 79H110V81H109ZM251 79V78H250ZM40 80H42L41 82H40ZM79 80H80V82H79ZM107 80V81H106ZM141 80V79H140ZM161 80H162V82H161ZM206 80H211V81H206ZM218 80V81H217ZM240 80H241V82H240ZM257 80H259L258 82H257ZM2 81V82H1ZM73 81V82H72ZM83 81H84V83H83ZM194 81V82H193ZM205 81H206V83H205ZM245 81V82H244ZM248 81H247V83H248ZM5 83V82H7V83H5V84H2L1 85V83ZM46 85H44L43 83ZM48 82V83H47ZM65 82V83H64ZM67 82V83H66ZM72 82V83H71ZM102 82V83H101ZM104 82H106L105 84H108V86H107V89H106V91L105 92H107L108 93V95H107V93H104L103 95L104 96H106L107 97V100H106V98L105 97H100L101 95V93H100V89H99V85L100 84H104ZM221 82V83H220ZM257 84H256V83ZM53 84V89H52V84ZM57 83V84H56ZM64 85V86H62V84ZM71 85H73V86H71ZM76 83V84H75ZM82 83V84H81ZM202 83L204 84V86H205V88H206V90L208 89V91H206V90H204L205 88L202 86ZM224 83V84H223ZM241 83H243V85H241ZM246 83V84H247ZM48 84V85H47ZM79 84V85H78ZM99 84V85H98ZM112 84V85H111ZM181 84V85H180ZM223 84V85H222ZM58 85H61V86H58ZM66 85H67V87H66ZM71 87H70V86ZM79 86V88H78V86ZM263 85V86H262ZM36 86H39L38 88H36L35 89V87ZM42 86V87H41ZM56 86L58 87V88H56ZM70 88H69V87ZM83 86V87H82ZM106 86V85H105ZM195 86L197 87H199L200 89H201V94H198V96L200 97H197V95H192V94H188L187 93V91H188V89L191 87V88H193V89H195ZM201 86V87H200ZM46 87V88H45ZM54 87L56 88L55 90H54ZM86 87V88H85ZM88 87V88H87ZM115 87H117L116 89H115ZM174 87H175V89H174ZM189 87V88H188ZM197 87V89H199ZM203 87V88H202ZM215 87H216V89H215ZM227 87V88H226ZM236 87V88H235ZM240 87H241V89H240ZM261 87H263V88H261ZM40 88V89H39ZM91 88H92V90H91ZM114 88V89H113ZM190 88V89H191ZM48 89V90H47ZM50 89H51V91H50ZM62 90V91H56V90ZM73 89H75V90H73ZM187 89V91H186V95H185V90ZM221 89V90H220ZM255 89V90H256ZM54 90V91H53ZM68 90V91H67ZM73 90V91H72ZM108 90V91H107ZM115 90V91H114ZM252 90H254V87L252 88ZM251 90V91H252ZM254 90V91H255ZM7 91H9V92H7ZM15 91V92H14ZM33 91H37L36 93L35 92H33ZM180 93H178V92ZM44 92V93H43ZM50 93V95H49V93ZM177 92V93H176ZM202 92H203V94H204V92H205V98H206V96H207V99H209V100H211V103L209 102V101H207V99H203V94H202ZM210 92H212V93H210ZM246 91H244V93H245ZM256 92V91H255ZM8 93V94H7ZM9 93H11V94H9ZM25 93V94H24ZM34 93V94H33ZM43 93V94H42ZM96 93H97V95H96ZM214 93V94H213ZM42 94V95H41ZM47 94V95H46ZM87 94V95H88ZM99 94V95H98ZM184 94V95H183ZM194 94H196V93H194ZM208 94H210V95H208ZM235 94V95H234ZM237 94V95H236ZM241 94V93H240ZM25 95V96H24ZM33 95V96H32ZM82 95V94H81ZM225 95V98H227L226 100H225V98H222L223 96ZM230 95V96H229ZM234 95V96H233ZM36 96V97H35ZM89 96V95H88ZM227 96V97H226ZM238 96V97H237ZM249 97V99H248V97ZM17 97V98H16ZM121 97V98H120ZM123 97V98H122ZM229 97V98H228ZM243 97H247V98H243ZM262 97H264V96H262ZM43 97H41V99H42ZM86 98L87 99H90L89 101L88 100H86ZM91 98H93V99H91ZM102 98H104V99H102ZM215 98V99H214ZM250 98H251V100H250ZM10 99V100H9ZM101 99V100H100ZM168 99V100H167ZM201 100L202 99V101H203V103L204 104H200L199 105V102H198V100ZM213 99V100H212ZM264 99V98H263ZM40 100V99H39ZM82 100H84V102L82 101ZM88 101V103L86 102V101ZM103 100H105L104 101V103L107 101L108 103H106V104H103ZM197 100V101H196ZM214 100H216L217 102L216 103H214V104H212V102L214 101ZM228 100V101H227ZM253 100V101H252ZM11 101V102H12ZM19 101V102H18ZM81 101H82V103H81ZM91 101V102H90ZM102 101V102H101ZM178 101V102H177ZM248 101H249V103H250V101H252V103H248ZM8 102V103H9ZM80 102V103H79ZM86 102V103H85ZM125 102V103H124ZM132 102V103H131ZM198 102V103H197ZM247 102V103H246ZM0 103H1V101H0ZM77 103H78V105H77ZM84 103L86 104V105H84ZM101 103V104H100ZM2 104V103H1ZM20 104V103H19ZM18 104V105H19ZM80 104H81V106H80ZM118 104V105H117ZM140 104V105H139ZM185 106H184V105ZM246 104V105H245ZM248 104V105H247ZM252 104V106H250ZM256 104V105H255ZM75 105V106H74ZM77 105V106H76ZM83 105V106H82ZM100 105V106H99ZM215 105V106H214ZM32 106V105H31ZM79 106V107H78ZM86 106H88V107H86ZM91 106V107H90ZM102 106H104V108L102 107ZM106 106V107H105ZM184 106V107H183ZM211 106H210V108H209V105H207V109H211ZM253 106H255V107H253ZM22 107V106H21ZM165 107V108H164ZM76 108V109H75ZM78 108H79V110H78ZM157 108V109H156ZM169 108V109H168ZM249 108V109H248ZM81 109H83L82 111H84V110H90L89 112L90 113H88V114H85V113H83L82 111H80ZM167 109V110H166ZM260 109H261V107H260ZM59 110V111H58ZM137 110V111H136ZM142 110V109H141ZM140 110V111H141ZM252 112H251V111ZM255 112H254V111ZM262 110H264L263 109V107H262ZM66 111V112H65ZM77 111V112H76ZM116 111V112H115ZM121 111V112H120ZM143 111V110H142ZM249 111V112H248ZM58 112H60V114L58 113ZM71 112V113H70ZM72 112H74V114L72 113ZM82 112V113H81ZM119 112V113H118ZM210 112V111H209ZM209 112H207L206 111V114H209ZM214 112V111H213ZM238 112V113H237ZM256 112H257V114H256ZM263 114H262V113ZM52 113V114H51ZM66 113H69V115H66ZM79 113H81L80 115H79ZM87 113V112H86ZM112 113H114L115 115H112L111 116V114ZM117 113V114H116ZM158 113V114H159ZM238 115H237V114ZM251 113H253V114H251ZM53 114L55 115V117L53 116ZM72 114V115H71ZM90 114V115H89ZM110 114V115H109ZM236 114V115H235ZM256 114V115H255ZM262 114V115H261ZM86 116L85 118H83V116ZM109 115V116H108ZM251 115H253V116H251ZM260 115V116H259ZM60 116H62V117H60ZM115 116V117H114ZM159 116V115H158ZM209 116V115H208ZM229 116H230V118H229ZM29 117V118H28ZM33 119H32V118ZM60 117V118H59ZM103 117V118H102ZM114 117V118H113ZM162 117V115L161 116H159V117H157L158 118V120L160 119ZM190 117V116H189ZM203 116H198V118H195L196 120H195V122H197L196 124H195V122H194V124L195 125H197V124H199V123H202V121H203V118H202ZM216 117V116H215ZM256 117V118H255ZM20 118V119H19ZM23 118V119H22ZM48 118V119H47ZM49 118H51V119H49ZM53 118V119H52ZM70 119V121H69V119ZM75 120H78V121H76L75 120V124H74V121H72L73 119ZM237 118V119H236ZM259 118H260V120H259ZM30 119H32V120H30ZM35 119V120H34ZM55 119H57L56 121H55ZM63 119V120H62ZM67 119V120H66ZM116 119V120H115ZM124 119V120H123ZM58 120H60L61 122V124L63 125L62 127H58V126H61L60 125V123H58ZM81 120V121H80ZM183 120H187V117L185 118L184 117V119ZM201 120V121H200ZM257 120H258V122H257ZM32 121H34V122H32ZM69 121V122H68ZM91 121V120H90ZM93 121V120H92ZM100 121V122H99ZM169 121H171V120H165V122L168 124V125H165L166 123L164 122V123H162L161 124V126L162 125H164V128H163V126L160 128V130H161V133H160V135L162 134L163 136H165V135H168V136H170V129H173L174 127L172 126V125H174L175 123L173 122V123H171L170 124V122ZM262 121V120H261ZM40 122V123H39ZM78 122V123H77ZM83 122V123H82ZM89 122V121H88ZM88 122H85V123H88ZM11 123V124H10ZM29 123H30V125H29ZM58 123V126L56 125ZM68 123V124H67ZM73 125H72V124ZM50 124H52V125H50ZM126 124V123H125ZM228 124V125H227ZM55 125L57 126V127H55ZM72 125V126H71ZM75 125V126H74ZM78 125V126H79ZM123 125V124H122ZM127 125V124H126ZM125 125V126H126ZM239 125V126H238ZM240 125H241V128H242V125H244V127L245 126H247L246 128H244L243 127V129H245V130H243V129H241V128H239L240 127ZM16 126V127H15ZM20 126V127H19ZM41 128H40V127ZM172 126V127H171ZM13 127H14V129H13ZM29 127V128H30ZM54 127L55 128H58V131L56 130V129H54ZM224 127V128H223ZM254 127H252V129H255ZM9 128V129H8ZM27 128V129H26ZM38 128H39V130H38ZM72 128V129H73ZM125 128V127H124ZM123 128V129H124ZM222 128H223V130H222ZM239 128V129H238ZM42 131H41V130ZM65 129H63V130H65ZM208 129H210V128H208ZM208 129H206V131L204 132V130L205 129H202L203 130V132L202 133H205V135H203V136H207L208 137V135L209 134H212V133H207V131H209ZM212 129V128H211ZM219 129H220V131L221 132H218L219 131ZM251 128H249V130L252 132V134L254 135V133L255 132H253L254 130H252ZM5 130V131H4ZM9 131L8 133H6V131ZM215 130H217V131H215ZM240 130L242 131V133H239L240 132ZM32 130H30L29 132L30 133H32L31 132ZM111 131V130H110ZM109 130H105V132H106V135L102 138V140H101V143H102V147L104 146V148L105 147H108L109 145H111V137H109V136H111V132H110ZM159 131V130H158ZM211 131H213V130H210L209 132H211ZM224 131V132H223ZM255 131H256V129H255ZM25 132H27V134L25 133ZM35 132V131H34ZM46 132V133H45ZM113 132V131H112ZM124 132V131H123ZM201 132H200V134H201ZM249 132V131H248ZM247 132V133H248ZM159 133V132H158ZM165 133V134H164ZM222 133L225 135H222ZM35 134V133H34ZM128 134V135H127ZM135 134V133H134ZM133 134V132H126L125 131V133H124V135L122 134V136H121V134H120V136H121V140L123 141V143L124 144H127L128 143V145H124V144H122V141H121V143L120 144H122L123 146V148H124V146H125V148L123 149L122 147L120 148V152H119V154L117 153L115 156H113L114 157V160H118L117 161V163H115L116 161H113L112 160V157H109L110 158V160H112L115 164H116V166H114L115 168H117L118 167V163H120V166L122 165V162L123 161H125L124 163H125V165H126V169H127V167H128V169H130L131 170V172H135V171H138V170H140L141 169V165H143V163L144 164H146L145 162H147L148 164L149 163H155L156 162V157L155 156H152L151 157V154L148 156V157H151V158H149V159H147V158H145V159H147L146 161H143L140 165L139 164H137L136 162L135 163H131L130 161H135V160H132V159H134V155H135V152L134 151H131L130 150V148L132 149V148H135L134 146H135V144H132V143H134V141H135V138H133L135 135ZM157 134V133H156ZM155 134V135H156ZM197 136H199L200 134L198 133V132H196L195 133ZM236 134V135H235ZM155 135H148V136H150V137H148L149 139L152 137V139H150V140H147V143L150 145V146H153L154 148V150H155V152L157 151L156 150V148H155V146L156 147H161V149H162V151L167 155H169L170 153L171 154H174V155H176V156H181V158H184L183 160H185L186 158L187 159H189L190 158V156H189V154H190V152H188V155H187V157L185 158V153L187 152V150H192L193 151V149H194V152L192 153V155L194 154V153H198L199 151H197L198 149H196V148H199V146H200V143H201V146H203V145H205V147H202V148H200L199 150H200V152H199V154L201 153V152H203V150L201 151V149H203V148H206V146H207V148H208V145H206V144H204L205 142V137H204V139L202 138V140H204V141H201V139H199L196 135H195V137H192V138H190L189 140H188V142H187V140H186V143H185V141H183L182 140V143L184 142L185 144H179V141H178V144L177 143H172L173 145H177L176 147H178V148H176L175 146V150L173 149L174 147H172L173 145L171 144V145H169L171 142H170V140L172 141V138H170V137H172V135L169 137V139H168V136L166 137H159V135H158V137H154ZM161 135V136H162ZM202 135V134H201ZM201 135H200V137H201ZM214 134L211 136V135H209V137L211 136V139L213 140V138L212 137H214L215 136ZM249 135H251V133H249ZM252 135V136H253ZM3 136V137H2ZM127 138H126V137ZM129 136V137H128ZM224 136V137H223ZM236 136V137H235ZM246 136V138L247 137H250V136H247V135H244L243 136V138ZM123 137V138H122ZM206 137V138H207ZM208 137V138H209ZM165 138V139H164ZM197 140H196V139ZM236 138V139H235ZM242 138V139H243ZM119 139H120V137H119ZM127 139V140H126ZM160 139V140H159ZM192 139V140H191ZM245 139V138H244ZM152 140V141H151ZM165 140H166V142H165ZM167 140H169V141H167ZM235 140V141H234ZM119 141V142H120ZM125 141V142H124ZM149 141V142H148ZM163 141V144L165 143V146H167L168 147V149H167V147H164L163 146V144L161 143ZM239 141L237 142V144L239 143ZM170 142V143H169ZM173 142V141H172ZM204 142V143H203ZM233 142H235V143H233ZM100 143V144H101ZM104 143V144H103ZM180 143H181V141H180ZM130 144V145H129ZM133 146H132V145ZM203 144V145H202ZM222 144V145H221ZM226 144V145H225ZM237 144L235 145L236 147H237ZM130 146V147H129ZM169 146H171V148L169 147ZM200 146V147H201ZM214 146H212L213 148H214ZM219 146V147H220ZM127 147V148H126ZM164 147V148H163ZM211 147V146H210ZM220 147V148H221ZM181 148H182V150H186L185 151V153L183 154V156L184 157H182V154H181V152H182V150H181ZM195 149H196V152H195ZM235 149V148H234ZM134 150V149H133ZM153 150V151H154ZM178 150H180L181 152H179ZM124 151V152H123ZM152 151V152H153ZM68 152V151H67ZM122 152V153H121ZM132 152H134V155H133V153ZM234 152H235V150H234ZM257 152H259V151H257ZM257 152H255V153H257ZM121 153V154H120ZM125 153V154H124ZM157 153V152H156ZM156 153H153L152 155H154V154H156ZM254 153V154H255ZM262 153V152H261ZM158 154V153H157ZM196 154H194V155H196ZM253 153H251L250 155L252 156V157H255V155H257V154H255L254 156L252 155ZM262 154H264V153H262ZM261 154V155H262ZM125 155V156H124ZM173 155V156H174ZM191 155V154H190ZM233 154L231 153V156H232ZM239 155V154H238ZM157 156V155H156ZM171 156V155H170ZM234 156H235V160L236 159H240V157L239 156H237V153H235L233 156H232V159L234 158ZM81 157V156H80ZM80 157H78L79 158V161H78V159L76 158V160L79 162H77L78 164H80L81 165V163L83 162V159H85L83 156H82V158L83 159H81ZM105 157H107V156H104V158ZM124 157V158H123ZM189 157V158H188ZM192 157V160L193 161H186L185 160V162H183V160L180 162V164L178 165L179 166V168H178V166H177V170L175 171L173 168H176V166L175 167H173L172 169H173V171H175L176 173H180V174H182V179L180 180L181 182H179V184L178 183H176L177 185H173L172 184V186L174 187H172L171 188V191H170V189H168L170 186L169 185H171V184H169L168 185V191L167 192H169L168 194L169 195H167L166 197H168L167 198V200H169L168 201V203H164V204H161V205H158V204H156L155 202H153V201H151L149 198H147L146 200H145V205L144 206H142V202H141V204L140 205H138V206H136V208L137 209H142V210H146V209H148V207H149V209H148V211L150 210V211H154V210H156V209H161L160 208V206L162 207V209H165L164 207H168V206H170V204H171V206H175V204H177V202H179L180 201V203H178V204H181V202H183L181 199L182 198H186V194L188 193V194H190V196L193 194V195H196V194H194V193H196V192H198L199 191V193H201L202 194V190H203V186H201L202 184H203V180H204V178L203 177H201L202 178V180L200 181V180H198V179H196V181H195V179H194V182H193V178L190 180V179H188V178H191L190 176L189 177H187V175H191V173L192 172H195V168L196 169H198L196 172H198L199 171V169L202 167V170L203 171H205V169L207 168V165L205 164V162L203 161V162H201V163H203V165L200 167V164L201 163H199L200 161H201V159L199 158V157H201V156H196V157H198L199 159H197L195 156H191ZM193 157H194V159H195V161H194V159H193ZM237 157V158H236ZM239 157V158H238ZM257 157H259L260 159H256ZM256 158H254V159H256V161L258 160V161H262L263 159H264V157L262 156H257ZM91 158H94V157H91ZM96 158H98V160L100 161V162H102V160H101V158L100 157H97L96 156ZM100 158V159H99ZM251 158V157H250ZM263 158V159H262ZM107 158H105L104 160H106ZM129 159V160H128ZM145 159H143V160H145ZM252 159V158H251ZM92 160V159H91ZM94 160H96L95 158H94ZM103 160V162H105ZM198 160H200V161H198ZM228 160H231V158L229 157V159ZM231 160L233 163H236V162H238V160ZM82 161V162H81ZM108 162H109V160H107ZM112 161H111V163H112ZM198 161V163L199 164H193V162H197ZM217 161V160H216ZM218 161H220V166H222L221 164V162H223V160L221 161V160H218ZM217 161V162H218ZM231 161H229V162H231ZM253 161V160H252ZM127 162V163H126ZM191 162H192V164H191ZM210 162V164L211 163H215V161L214 162H211V161H209ZM228 161H227V163H229ZM131 163V164H130ZM185 163V164H184ZM233 163L232 164H230V166L232 167L233 166ZM63 164V163H62ZM74 164H76V163H74ZM82 164H85V161H84V163H82ZM137 164V165H136ZM207 164H208V162H207ZM210 164H208V166H210ZM223 164H224V162H223ZM77 165V164H76ZM112 165H114L113 163H112ZM213 165V164H212ZM215 165H216V163H215ZM215 165H213L214 167H215ZM225 165V164H224ZM61 166V165H60ZM82 166V165H81ZM118 167L117 168V171H124L125 170V168H123V166H121V167ZM194 166H195V168H194ZM200 168H199V167ZM219 166V167H220ZM228 166H229V164H228ZM112 168V171L114 172V173H116V170H115V168ZM139 167V168H138ZM211 167V166H210ZM214 167H211L210 168V170L213 168L214 169ZM223 168H224V166H222ZM221 167V168H222ZM72 168V170H70V171H72V173L75 171V170H77V168H78V165H77V168H76V166H75V168L74 167H71ZM119 168H122V169H119ZM205 168V169H204ZM221 168H219V169H221ZM223 168L221 169L222 171H218V169H216V167H215V169L219 172V175H220V172H221V176L223 177L224 175H222V173H223ZM233 168V167H232ZM231 168V170H230V167H229V170H227V172L229 171L230 173L228 174V173H226V172H224V174L226 173V175H233V176H236V175H238L239 173H238V170L237 169H235V165H234V168L232 169ZM67 170H69L70 168H66ZM74 169V170H73ZM79 169V168H78ZM127 169V170H128ZM189 169V170H188ZM208 169V168H207ZM127 170H125V172L127 173ZM129 170V171H130ZM170 170V169H169ZM179 170H181V171H179ZM190 170H192V171H190ZM201 169H200V171H202ZM215 170V171H216ZM234 170H236V172L238 173H236ZM69 171V172H70ZM186 173H185V172ZM188 171V172H187ZM207 171V170H206ZM206 171H205V173H206ZM213 171V173L215 172L214 170H212ZM29 172V171H28ZM27 171H26V173L24 174V175H22V176H26V175H28L29 173H28ZM68 172V171H67ZM68 172V173H69ZM139 172V171H138ZM171 172H172V170H171ZM174 172V174H176ZM184 172V173H183ZM195 172V173H196ZM209 172V171H208ZM71 173V172H70ZM132 173V174H133ZM137 173V172H136ZM169 173V176L171 177V174L173 173H170V171L168 172ZM189 173V174H188ZM204 172H202V174H205ZM173 174V175H174ZM185 174H186V176H185ZM215 174V176H213L212 174H210L209 173V175H208V180H206L205 182H204V185H205V183L207 182V183H211V181H209V179L211 180H214V177H215V182H217L220 178H222L221 176H219L217 173H214ZM211 175L213 176V178H211ZM224 176L223 177V179L224 178H226V177H229V176ZM127 176H129L130 178H132L133 176H131V174L130 175H125L124 177H119V179H120V181L119 182H122V184H120V186H122V185H126L127 183H129L128 181H130V178H128ZM220 177V178H218V177ZM231 176H230V178H231ZM21 177V176H20ZM26 178H27V176H26ZM172 178V177H171ZM206 178V179H207ZM118 179V178H117ZM118 179V180H119ZM188 179V180H187ZM218 179V180H217ZM115 180V179H114ZM132 180V179H131ZM190 180V181H189ZM198 180V181H197ZM127 181V182H126ZM170 181H172V179H170ZM169 181V182H170ZM183 181V182H182ZM200 181V182H199ZM209 181V182H208ZM51 182H53V181H51ZM57 182V181H56ZM114 183L112 184V187H116V185H114V184H116L117 183V185H119L118 184V182L117 181H113ZM123 182H125V183H123ZM213 182V181H212ZM215 182H213V184L211 183L210 184V186L211 185H214V183ZM180 183H181V186H180ZM206 183V184H207ZM54 184V185H53ZM58 184V183H57ZM175 184V183H174ZM193 184V185H192ZM252 184V183H251ZM251 184H249V185H251ZM255 186L257 185V183H253ZM252 184V185H253ZM52 187H55V186H59L60 185V183L58 184V185H56V183L55 182H53L52 184H50ZM178 185L181 187L179 190H178ZM199 185V186H198ZM244 185H246L247 186V184H244ZM263 185V184H262ZM258 186H259V184H258ZM258 186H256V187H258ZM37 186H34V188H36ZM114 187V188H115ZM119 187V186H118ZM175 187H176V190H175ZM211 187H213V186H211ZM221 187V186H220ZM241 187H243L244 188V186L243 185H241ZM254 187V186H253ZM253 187H251V188H253ZM255 187V190L257 189ZM259 187H261V186H259ZM57 188V187H56ZM215 189L217 188V187H214ZM214 188H213V190H214ZM223 188V187H222ZM222 188H221V190H220V188H218V189H216L215 191L217 192L216 193V195L217 194H219V196L221 197L222 195L221 194H223L224 193V191H225V188H223L224 189V191L222 190ZM238 188V187H237ZM242 188V189H243ZM245 188H247V187H245ZM243 189L242 191H244V190H247V189ZM249 188V187H248ZM165 189H166V187H165ZM166 189V190H167ZM173 189V190H172ZM227 189H229V188H227ZM250 189V188H249ZM260 188H258V190H259ZM230 191H231V189H229ZM229 190H228V193H229ZM238 190H240V188H238ZM254 189H253V191H255ZM165 191V190H164ZM175 191V192H174ZM191 191H193V192H191ZM222 191V192H221ZM241 191V190H240ZM156 192L157 191H155V194H156ZM161 192V191H160ZM186 192V193H185ZM192 194H191V193ZM134 193V192H133ZM136 193V192H135ZM134 193V194H135ZM176 193H179V194H176ZM226 193V192H225ZM224 193V194H225ZM228 193H226V194H228ZM133 194V195H134ZM153 192L151 193V195H155ZM133 195H132V197L130 198V199H132L133 201L132 202H136L137 201V199H138V197H137V195L136 196H134L133 197ZM165 195H166V191H165ZM175 195V196H174ZM183 195H184V197H183ZM198 195H200V194H197V196ZM215 195V194H214ZM178 196V197H177ZM182 196V197H181ZM201 196V195H200ZM218 196V195H217ZM224 196H226V195H224ZM175 197V198H174ZM205 197H207V196H205ZM205 197H203V203L204 204H206V203H208V202H206V201H204V198ZM209 198V197H208ZM140 199V198H139ZM149 199V200H148ZM176 199V200H175ZM135 200V201H134ZM184 200V199H183ZM205 200H207V199H205ZM165 201H166V199H165ZM165 201H163V202H165ZM208 201V200H207ZM209 201H210V199H209ZM162 202V203H163ZM139 202H137L136 203V205L138 204ZM152 203V205H150ZM172 203H175V204H173L172 205ZM134 204V203H133ZM156 204V205H155ZM178 204H177V206H178ZM134 206H135V204L133 205V208H134ZM140 206V207H139ZM158 206H159V208H158ZM176 207V206H175ZM179 207V206H178ZM169 208V210H171V209H174V208H171L170 209V207H168ZM168 208H167V210H168ZM177 208V207H176ZM175 208V209H176ZM172 211V210H171ZM173 211H177V210H173ZM246 222V220L243 222V224H242V222L240 223V222H238V223H240V224H237V225H244V223ZM248 222V221H247ZM246 222V223H247ZM249 224V223H248ZM228 225V224H227ZM226 225V226H227ZM225 226V225H224ZM234 226V225H233ZM247 226V225H246ZM210 227V226H209ZM211 227H213V226H211ZM215 227H217V226H214V228L213 229H216ZM219 227H222V225L221 226H219ZM235 227H236V225H235ZM196 228V227H195ZM192 228V227H190V229H188L187 230V232H191L190 234L192 235V236H195V237H199V236H201L202 234H200V232H203V233H206L207 231H208V229H207V226H206V228H204V229H206V232H205V230H200L199 228ZM223 228V227H222ZM221 228V229H222ZM230 227L228 226V229H229ZM236 228H240L239 226H237ZM245 229L246 227L244 226V227H241L240 228V230L241 229ZM247 228H248V226H247ZM211 229V228H210ZM209 229V230H210ZM224 229H226L227 230V228L226 227H224ZM224 229H222V231L224 230ZM197 230H198V232H197ZM199 230H200V232H199ZM218 230V229H217ZM211 231V230H210ZM219 231V230H218ZM209 232V231H208ZM225 232H227V231H225ZM193 233H194V235H193ZM146 234V233H145ZM172 233H170V235H171ZM200 234V235H199ZM173 235H176V233H173ZM180 235V234H179ZM146 236V235H145ZM177 236H178V234L176 235V236H174V237H176V239L172 236H170L169 237V241H170V239H171V243H173V241L175 242V240H177ZM181 236H184L185 238H186V236L185 235H181ZM147 237V236H146ZM143 238H145V237H143ZM142 238V239H143ZM153 238V237H152ZM150 236L148 237V238H145V240L143 239V240H141L142 241V243H143V246L144 245H148V244H145V243H149L151 240L150 239H152ZM178 238L180 239V237L178 236ZM182 238V237H181ZM178 239V240H179ZM184 239V238H183ZM187 239V238H186ZM228 239V238H227ZM230 241H232V239L230 238L229 239ZM228 240V242H230ZM154 241V240H153ZM150 242L151 244L152 243H154V242ZM168 241V242H169ZM150 245V244H149ZM142 246V245H141ZM186 256V255H185ZM185 256L182 258V259H184L185 258ZM188 256V255H187ZM188 258V257H187ZM190 259H191V257H190ZM183 261H185V259L183 260Z\"/></svg>","mask_w":264,"mask_h":264}]
</instances>
